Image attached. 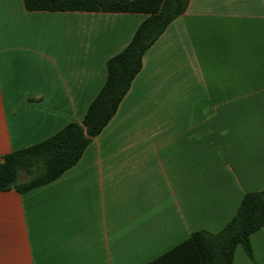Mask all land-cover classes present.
Here are the masks:
<instances>
[{"label": "crops", "instance_id": "1", "mask_svg": "<svg viewBox=\"0 0 264 264\" xmlns=\"http://www.w3.org/2000/svg\"><path fill=\"white\" fill-rule=\"evenodd\" d=\"M145 18L0 0V159L80 123ZM263 189L264 0H189L78 162L0 191V264H145ZM250 245L264 264V227Z\"/></svg>", "mask_w": 264, "mask_h": 264}, {"label": "trees", "instance_id": "2", "mask_svg": "<svg viewBox=\"0 0 264 264\" xmlns=\"http://www.w3.org/2000/svg\"><path fill=\"white\" fill-rule=\"evenodd\" d=\"M189 0H23L27 11H86L144 14L129 44L106 62L104 85L80 123L0 159V191L18 193L48 184L74 166L91 139L101 133L142 67V57ZM3 160V162L1 161ZM21 174L27 180L19 182ZM264 227V189L246 193L233 218L217 233L200 230L145 264H232L237 246L254 263L250 236Z\"/></svg>", "mask_w": 264, "mask_h": 264}, {"label": "rangeland", "instance_id": "3", "mask_svg": "<svg viewBox=\"0 0 264 264\" xmlns=\"http://www.w3.org/2000/svg\"><path fill=\"white\" fill-rule=\"evenodd\" d=\"M25 180H27V177L24 174H21V177L19 179V182H23Z\"/></svg>", "mask_w": 264, "mask_h": 264}, {"label": "water", "instance_id": "4", "mask_svg": "<svg viewBox=\"0 0 264 264\" xmlns=\"http://www.w3.org/2000/svg\"><path fill=\"white\" fill-rule=\"evenodd\" d=\"M2 162H3V160H2ZM11 188H14V185H11Z\"/></svg>", "mask_w": 264, "mask_h": 264}]
</instances>
